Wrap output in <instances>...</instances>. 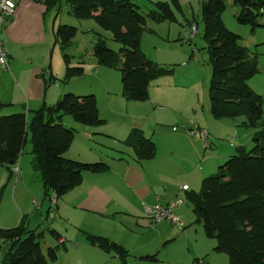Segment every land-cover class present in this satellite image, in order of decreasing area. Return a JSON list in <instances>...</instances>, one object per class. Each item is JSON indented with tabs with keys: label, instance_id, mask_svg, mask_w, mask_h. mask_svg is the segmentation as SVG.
Wrapping results in <instances>:
<instances>
[{
	"label": "crops",
	"instance_id": "crops-1",
	"mask_svg": "<svg viewBox=\"0 0 264 264\" xmlns=\"http://www.w3.org/2000/svg\"><path fill=\"white\" fill-rule=\"evenodd\" d=\"M58 15L56 9L47 10L41 0H17L14 16L1 31L9 51V67L0 68V103L4 104L0 107V116L25 111L31 118L34 110L56 103L66 92H92L98 98L99 113L106 119V123L89 129L88 125L68 117L67 121L75 125H78L76 122L81 124L79 127L90 135L89 142L95 141L108 151H98L89 143L77 146L78 139L75 137L65 156L87 162L105 160L110 164V169L102 173L85 172L82 183L63 197L57 198L55 204L52 203V196L45 195L41 175L38 179L36 175L35 181L27 179V164H31L32 158L24 166L25 156H21L15 164L19 166V173L14 172L10 178V170L7 168V172L0 175V183L14 182L13 192L22 187V190H26L28 201L30 197L38 199L43 196L50 200L51 206L42 212L45 205L43 198L38 221L43 219L51 225L53 219L57 218L56 222L60 224L53 227L61 233L60 241L65 245L60 250L59 257L51 264H120V258L116 254L92 245L85 232L105 235L128 248L129 264H180L177 242L182 237L189 241L191 233H185L168 220L153 223L145 212V204L167 205L178 197L186 196L187 189L198 190L203 178L215 173L232 146L249 144L253 129L246 126L242 129L240 119L214 118L209 89L205 93L189 77L174 79L176 68L170 75L172 77L168 75L152 80L154 83L150 84V97L146 101L126 99L122 79L111 68L102 66L97 61L86 69L84 76L73 77L68 81H47L53 74L63 78L66 71L62 49L56 37V29L62 23L59 22ZM256 39V45L264 43L260 40L264 39V33H258ZM194 51L195 48L192 52ZM192 67L197 66L194 63L191 67L187 66L186 73ZM249 83L257 92H262L255 76ZM134 127L141 128L156 142L157 153L154 158L137 161L121 152L130 151L121 140ZM199 128L209 131V145H206L207 140L200 135ZM191 130H194L193 134L190 133ZM229 135H234L228 140L231 147L220 141ZM233 140L235 141L232 142ZM183 185L188 188L183 189ZM22 197L23 194L13 199L18 216L16 218L15 213H12V222L18 223L30 211ZM186 202L188 201L184 199V203L176 208V214L198 224L194 222L192 204L190 206ZM50 217H53L51 224ZM28 224L32 229L44 230L40 229V224L32 226L30 218ZM0 227H6L1 216ZM194 231L202 233L199 227ZM41 243L46 250L56 240L52 242L45 239ZM1 245L0 238V264ZM187 251L186 264H192L195 259L205 258L206 255L204 264H230L228 256L223 255L225 253L217 252L219 255H216L213 249L211 254L209 249H201V244L197 250L188 248ZM154 253L157 254L158 261L140 259L141 256Z\"/></svg>",
	"mask_w": 264,
	"mask_h": 264
},
{
	"label": "trees",
	"instance_id": "trees-1",
	"mask_svg": "<svg viewBox=\"0 0 264 264\" xmlns=\"http://www.w3.org/2000/svg\"><path fill=\"white\" fill-rule=\"evenodd\" d=\"M41 1L47 10L56 9L57 15L61 11L62 0ZM234 2L239 6L237 18L241 23L251 29L264 26L259 21L264 15V0ZM65 3L69 13L80 19H95L121 44L115 49L102 34L96 33L93 50L98 64L120 71L126 99L148 100L152 80L174 73L172 64L160 63L144 52L142 39L145 32H156L148 27V20L178 22L172 4L181 9L180 0L155 1L148 11L134 0H65ZM226 7V0L202 3L204 38L213 70L209 86L211 113L216 119H240V124L252 128L253 145L250 149L237 146L217 172L203 178L198 190L187 189L185 197L192 204L194 222L203 226L208 237L216 239L214 250L226 253L230 264H264V97L249 83L260 71L259 61L241 43V35L227 27L223 18ZM77 33L75 25H58L56 37L66 71L63 78L53 74L47 81H68L86 74L83 60L72 64L73 56L68 51ZM3 105L0 103V107ZM67 114L88 126L106 123L99 113L98 98L92 92H66L56 103L34 110L31 118L25 111L0 116V167L10 170V178L28 139L32 144L31 164L41 175L46 197L53 194L63 197L82 183L85 172L102 173L110 169L105 160L87 162L65 156L78 133V128L63 123ZM121 142L130 148L121 152L137 161L152 159L157 153L154 139L139 127L132 128ZM50 232L56 243L44 250L41 239L45 230L30 228L27 215L13 227H0L2 264H51L65 245L57 229L51 228ZM85 233L92 245L116 254L120 264H129L128 248L105 235ZM140 259L159 260L156 253Z\"/></svg>",
	"mask_w": 264,
	"mask_h": 264
},
{
	"label": "rangeland",
	"instance_id": "rangeland-1",
	"mask_svg": "<svg viewBox=\"0 0 264 264\" xmlns=\"http://www.w3.org/2000/svg\"><path fill=\"white\" fill-rule=\"evenodd\" d=\"M134 1L138 3L144 11H148L150 8L154 7V2L158 0H134ZM203 1L204 0H180L181 9H179L174 4H172L176 12V15L178 17V22L164 21L158 23L152 20H148V27L155 28L157 31L155 33L153 32L144 33L142 39V48L149 57L155 58L156 61L160 63L175 64L173 65L176 68V74L174 79L181 80L183 77L185 78L189 77V79L196 81V83L198 84L197 86H201V88H203L206 93V90L209 89V86L207 85H210V80L212 78L213 70L211 63L209 62V54L206 49L207 41L204 38V22L201 16ZM226 3H227V7L223 13V18L227 27H229L231 30L241 35L242 37L241 43L248 45L256 55L257 60L259 61L260 71L258 72V74H256L255 79L258 83V86L262 90L260 94L262 93L264 97V43H260L256 45V41H254V40H258L256 39L258 33H264V26H258L255 28L256 30H252L250 25L243 24L238 20L237 15L240 9L239 6L234 2V0H226ZM61 6H62L61 11L59 12L58 15L59 22H62L63 24L66 23V24L75 25L78 27V33L74 38V42L68 49L69 53H71L73 56L72 64H78L80 60L81 61L83 60L86 69H88L89 67L92 66V64H94V62L97 61L96 57L94 56V50H93L94 41H95L94 39L95 36L97 35L96 33L102 34L107 39V43L109 46L115 49L120 48L121 44L113 40L112 32L102 28L95 19L93 18L80 19L75 17L73 14L69 13L68 11L69 9L65 3V0H62ZM259 21L264 23V15L259 17ZM187 22H189V25H186ZM194 25H196L198 28L195 29V34L191 37L190 41L188 42L186 39L187 28L188 31L191 32ZM260 40L264 41V39H260ZM193 48H195L194 53L192 52ZM193 58H195V60ZM192 63H194V65H196L197 67L190 68L189 73H186V67L187 66L191 67ZM110 70L114 71L113 73H115V75H117V77H120L121 79V73L118 69L111 68ZM169 77L172 76L169 75ZM167 79H172V78H167ZM199 106L201 109V103ZM67 117L75 121L72 115L67 114L64 116V123L67 124L68 126H77L79 129L76 136V139H78L76 142L77 146H82L89 143L93 148L97 149L98 151H105V152L108 151L107 149L103 148L100 144L96 143L95 141L89 142L90 135L84 133V131L79 127V125L81 124L76 122V124L78 125H75L73 124V122L67 121L68 119ZM87 127H89V129L93 128V126H87ZM240 127L242 129H245V126H240ZM190 133L193 134L192 132ZM232 136L234 135H229V137L225 136L220 141L227 143L228 147H231V144L228 142V140ZM95 138L97 137L95 136ZM243 140H245L244 142H246V139ZM234 141L235 140H233L232 142ZM252 145H253V140L250 139L249 144L246 147L250 149ZM235 147L236 146L231 147V151L229 150L227 153L228 156L236 151ZM31 151H32V144L30 139H28V142L26 143L24 148V154H22V156H25V162L23 164L24 166L26 165L27 160L33 158V154ZM228 156L226 157V159L228 158ZM68 158H72V157H68ZM226 159H224L222 163L225 162ZM93 161H98V160H93ZM27 168H28L27 179L29 181L30 180L35 181L36 175H37V179L39 178L40 176L39 172L36 171L30 163L27 164ZM6 169H7L6 167L1 166L0 175H3ZM217 171L218 169L215 172ZM15 181H16V176H15ZM13 183L5 184V181L2 184L0 183V216L2 222L6 225V227H13L16 224H18L16 223L17 221H13V222L11 221L12 213H15L16 218L18 216V209L13 199H15L17 195L19 197V195L23 194L22 198L24 199V202L28 210H30L28 213L29 216L27 215L28 216L27 218H30L32 220V226H36L40 224V229H44L46 231L41 241L44 243L45 239L47 240L49 239V241L55 242L56 239L51 234L50 232L51 229L49 228L50 226L52 228L53 226H56V224L57 225L60 224L59 222L58 223L56 222L57 218L53 219V223H52L53 217H50L49 222L50 224L52 223L51 225H48V223L44 222L43 219H41V221H38V217H40L41 211L44 212L47 209V207L51 206L50 200L48 198L45 199V196H43L42 198L38 197V199L34 197H30V201H28L27 196H25L26 190L25 189L22 190V187L17 188L16 191L13 192V189L15 188ZM184 186L186 185H183V189H187L184 188ZM33 198L37 200L36 204L33 203L34 200ZM43 198L46 206L44 205L43 209L40 211L39 207L40 204L42 203ZM184 199H186L185 196L178 197L174 199L173 202L175 200H183L184 203ZM186 204L191 206L190 202H186ZM51 209L52 211L54 210L53 206ZM179 216L181 217V215ZM182 220L185 223L183 228H179L177 225L175 224L174 225L178 229H183L185 233L187 232L191 233V235L188 237L189 241H186V239L182 237L177 242V256L180 260V264H186L185 262L188 256V251H187L188 248L192 251L194 249L197 250L199 244H201V249L203 248L207 250L209 249L212 254L213 249L216 245V239L215 238L211 239L210 237H208L205 231L203 230L202 225L189 222L185 218V216L182 218ZM197 227H199V229L200 228L202 229V233L198 234L194 231V229ZM216 255L219 254H217L216 252ZM223 255L228 256L226 253ZM207 256L208 255H206L205 258ZM205 258L203 259L205 260ZM196 260L197 259H195L194 262ZM194 262L191 263L194 264Z\"/></svg>",
	"mask_w": 264,
	"mask_h": 264
},
{
	"label": "built area",
	"instance_id": "built-area-1",
	"mask_svg": "<svg viewBox=\"0 0 264 264\" xmlns=\"http://www.w3.org/2000/svg\"><path fill=\"white\" fill-rule=\"evenodd\" d=\"M17 8V0H0V68H8L9 67V51L6 45L4 44L3 38L1 36V31L7 21L12 18L16 12ZM196 25L192 28V31L189 32L187 29L186 39L190 41L191 37L195 34ZM193 133V130H191ZM200 135L207 140L209 138V131L205 128H199ZM13 171L18 172L19 166H13ZM184 188H188V186H184ZM57 202V196L55 194L52 195V203L55 204ZM33 203L36 204L37 200L34 199ZM183 203V200H175L174 202H170L167 205L162 204H154L148 205L145 204L144 209L148 216L151 217L153 223H157L163 220H168L173 224L177 225L179 228H183L185 223L182 218L176 214V208ZM194 264H204V259H197Z\"/></svg>",
	"mask_w": 264,
	"mask_h": 264
}]
</instances>
